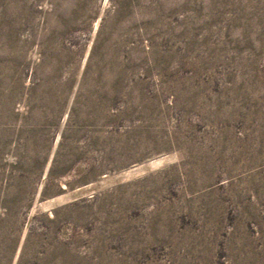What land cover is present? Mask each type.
Masks as SVG:
<instances>
[{"label":"rangeland","instance_id":"obj_1","mask_svg":"<svg viewBox=\"0 0 264 264\" xmlns=\"http://www.w3.org/2000/svg\"><path fill=\"white\" fill-rule=\"evenodd\" d=\"M0 264H264V0H0Z\"/></svg>","mask_w":264,"mask_h":264},{"label":"bare ground","instance_id":"obj_2","mask_svg":"<svg viewBox=\"0 0 264 264\" xmlns=\"http://www.w3.org/2000/svg\"><path fill=\"white\" fill-rule=\"evenodd\" d=\"M154 164V163H153Z\"/></svg>","mask_w":264,"mask_h":264}]
</instances>
